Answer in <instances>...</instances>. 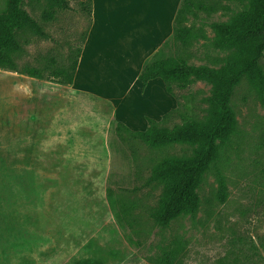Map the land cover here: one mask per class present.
Here are the masks:
<instances>
[{
  "label": "rangeland",
  "instance_id": "rangeland-1",
  "mask_svg": "<svg viewBox=\"0 0 264 264\" xmlns=\"http://www.w3.org/2000/svg\"><path fill=\"white\" fill-rule=\"evenodd\" d=\"M79 1L69 0V8L46 21V1L27 0L50 37L21 30L16 66L0 67V264H162L172 251L173 264H264V99L255 86L244 77L235 90V129L197 188V210L162 225L154 213L164 186L149 178L161 160L189 155L192 147L149 145L117 129L115 105L130 110L137 91L114 87L118 68L93 62L89 83L108 90L111 100L79 92L63 82L67 73H55L69 71L89 33L91 18ZM133 1L99 5L107 10ZM7 4L0 0V12ZM231 13L199 11L191 20L206 37L180 52L189 64L220 67L230 57V49L214 45L210 23L228 21ZM170 43L175 55L174 38ZM28 67L43 76L29 75ZM212 87L205 80L175 86L168 111L179 110L162 116L161 128L182 123L187 111L204 118Z\"/></svg>",
  "mask_w": 264,
  "mask_h": 264
},
{
  "label": "trees",
  "instance_id": "trees-1",
  "mask_svg": "<svg viewBox=\"0 0 264 264\" xmlns=\"http://www.w3.org/2000/svg\"><path fill=\"white\" fill-rule=\"evenodd\" d=\"M46 1L42 17L52 21L60 9L70 7L69 0H29ZM182 0L174 19L173 38L175 55H169L166 40L154 54L146 60L138 77L146 85L149 80L161 77L166 90L175 95L174 87H189L195 81L205 80L212 83V95L207 98L209 106L204 118H197L193 113L182 114L183 121L171 128L163 127L162 120L175 114L179 108H173L163 115L162 120L147 116V127L144 130H133L119 121L117 129L122 128L141 138L149 145L160 146L172 142H183L191 145V154L182 157H168L155 165L149 181H156L164 186L161 205L154 216L162 225H168L183 211L195 212L199 205L197 188L211 163L216 160L219 145L228 142L235 129L236 115L232 98L236 88L244 77H248L256 91L264 99V0ZM27 0H8L6 8L0 12V67H15L12 54L21 49L18 33L23 29L49 38L50 35L30 14L25 5ZM81 8L86 10L92 22V0H80ZM235 7H238L237 9ZM220 8L230 10L228 21H212L216 31L214 45L230 49L232 54L220 67L206 64L192 65L180 52L192 47L200 38L206 37L204 28L191 23L199 16V11L208 14ZM82 46L78 49L77 58L67 69H59L57 74L67 73L63 82L72 83L75 77ZM181 55V56H180ZM31 76L42 77L38 67H28ZM221 192L224 191V180H221ZM223 195V194H222ZM222 198H224L222 196ZM175 252H170L162 259V264H173Z\"/></svg>",
  "mask_w": 264,
  "mask_h": 264
},
{
  "label": "crops",
  "instance_id": "crops-1",
  "mask_svg": "<svg viewBox=\"0 0 264 264\" xmlns=\"http://www.w3.org/2000/svg\"><path fill=\"white\" fill-rule=\"evenodd\" d=\"M181 1L134 0L132 6H112L105 10L104 5H99V0H92V22L71 86L79 92L89 91L97 97L111 100L113 97L108 90L89 83L95 75L93 62L111 69L118 68L114 87L118 90L124 88L127 93L137 91L131 98L130 110L121 111L115 105V120L133 130L146 129L147 116L159 120L171 107L173 96L166 90L161 77L143 85L138 75L146 59L166 40L173 38L174 19ZM131 47L133 51H130ZM163 104L166 105L163 107Z\"/></svg>",
  "mask_w": 264,
  "mask_h": 264
}]
</instances>
